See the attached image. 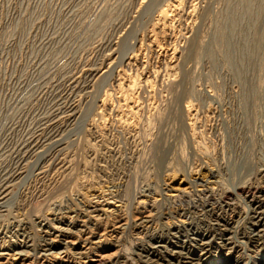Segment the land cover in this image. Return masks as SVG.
I'll use <instances>...</instances> for the list:
<instances>
[{
    "label": "rangeland",
    "instance_id": "374dc122",
    "mask_svg": "<svg viewBox=\"0 0 264 264\" xmlns=\"http://www.w3.org/2000/svg\"><path fill=\"white\" fill-rule=\"evenodd\" d=\"M174 1L0 0V248L45 221L76 242L50 263L264 256V0Z\"/></svg>",
    "mask_w": 264,
    "mask_h": 264
},
{
    "label": "bare ground",
    "instance_id": "6f19581e",
    "mask_svg": "<svg viewBox=\"0 0 264 264\" xmlns=\"http://www.w3.org/2000/svg\"><path fill=\"white\" fill-rule=\"evenodd\" d=\"M179 2H180L179 0H175L174 3L172 4V6L176 7V5L179 4ZM164 11H168V10L165 9ZM97 205H99V206L101 205L100 207L102 208V210L103 211H107L108 208L106 206H109V202H106L104 204H98V202L95 201L94 206H97ZM262 210H263V208H262ZM262 210H261V206H258L256 208H254L253 209V212L251 213V215H252V217H250V220H251V229H250L251 230V233H250L249 239L251 241H253V242L259 241L260 239L263 240V238H264V216H263V213L264 212H262ZM215 220H217V219H215ZM147 221L148 220H145V219L142 218V219H140V221H139L138 224H141L142 222H147ZM219 222L220 221H217L215 223V225H217V226L218 225H221ZM40 225H41V227H44V228L46 227V229L43 231V232H45V235L41 238V241H39V243H35V244L30 243V246H29V245L26 244V241H25V244L23 243V245L21 247H20V244H17V245L16 244H7L6 245L7 247L0 248V257H2V255H4V254H7L8 253V250L12 249L11 247L14 246V248H18L15 251V254H18L20 257H22V256H24V257L25 256L26 257L27 256H32L33 257L32 258L33 260H31V261L29 260L27 262H25L23 260L19 264H33L34 261L36 263L42 262L41 264H43V263L44 264H60V263H53V262L50 263V261L48 260L49 256L53 254V250L57 248L56 249L57 250L56 252L58 254L59 253L62 254L65 249L67 250V248L70 245H75L76 242L74 240H70V241L67 240V238H71V234L69 232H67L66 229H64L61 226L52 225L50 223L47 224V222H45V221L42 222ZM24 228H26V227H24ZM24 228H22V226H17L16 229H15V231L13 232L14 235L19 234V233H21L22 235H24V233H27L28 228H26L27 230H24ZM177 230H178L177 232H182L183 231V229L182 230L177 229ZM29 233L30 232L27 233V236L29 235ZM173 235H174V233H173ZM232 235H233V233H232ZM24 236H26V235H24ZM59 237H64L67 241L66 240L65 241H60L61 239L59 240ZM202 243H204V241ZM161 247H164V245L162 244V242L160 240H154L153 239L149 243H147V242L144 243L142 241V242H140V246H139L140 253L138 254L139 255L138 257H140L139 259L144 258V260H146V262L147 261H153V257H152L153 254L155 252H158L161 249ZM168 253H169V255L167 256V258L165 260L166 261V264H180L181 262H185L184 261V258H187L188 257L187 256L188 254H186V252L182 251L181 249H172L171 251L169 249V252ZM66 254L67 253H65L63 256L60 255V257L62 259L65 257V260H69L71 255L69 256V255H66ZM118 257H114L113 259L108 258L106 260H102L100 264H102V263L103 264H121L118 261L119 260ZM154 261H156V259ZM187 261H189V260H187ZM238 262H239V260H236V261L232 262V264H238ZM0 263H2V262H0ZM68 263H70V264H76V262L73 261V259H72V261H70ZM253 263L254 264H264V256H262V258H260L257 261H253ZM189 264H192V260L189 261ZM221 264H226V263H221Z\"/></svg>",
    "mask_w": 264,
    "mask_h": 264
}]
</instances>
